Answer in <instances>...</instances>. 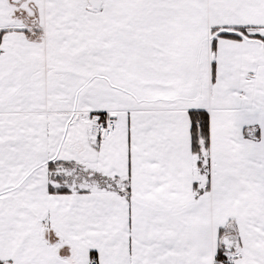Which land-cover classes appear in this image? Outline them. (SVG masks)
I'll return each mask as SVG.
<instances>
[{
  "label": "snow or ice",
  "instance_id": "1",
  "mask_svg": "<svg viewBox=\"0 0 264 264\" xmlns=\"http://www.w3.org/2000/svg\"><path fill=\"white\" fill-rule=\"evenodd\" d=\"M0 264H264V0H0Z\"/></svg>",
  "mask_w": 264,
  "mask_h": 264
}]
</instances>
